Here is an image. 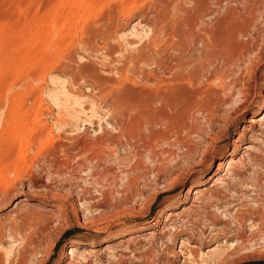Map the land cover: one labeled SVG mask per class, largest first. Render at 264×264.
<instances>
[{
  "label": "rangeland",
  "instance_id": "rangeland-1",
  "mask_svg": "<svg viewBox=\"0 0 264 264\" xmlns=\"http://www.w3.org/2000/svg\"><path fill=\"white\" fill-rule=\"evenodd\" d=\"M263 116L264 0H0V264H264Z\"/></svg>",
  "mask_w": 264,
  "mask_h": 264
},
{
  "label": "bare ground",
  "instance_id": "bare-ground-1",
  "mask_svg": "<svg viewBox=\"0 0 264 264\" xmlns=\"http://www.w3.org/2000/svg\"><path fill=\"white\" fill-rule=\"evenodd\" d=\"M209 40H210V39H209ZM210 43H211V42H210ZM261 120L264 121V116L262 117ZM247 121L250 122V123H255V120H254L253 117L248 118ZM222 164H223V163H222L221 161L217 164L218 169H219V167L222 166ZM201 191H202V188H197V187H195V188H191V187H188L187 190H186V193H189V194H192L193 196H196V195H198ZM193 198H194V197H193ZM24 200H25V199H19V202L24 201ZM16 205H17V203H14L13 207L11 208V210L14 209V208L16 207ZM193 208H194V207H193ZM184 243H186L185 240H184ZM234 246H235V245H234ZM218 247H219L218 245L215 246L214 248L210 249L209 252H213V253H214L215 251L218 250ZM69 251H70V252H73L74 250H73V248L71 247ZM69 251H68V252H69ZM186 257H187V256H186Z\"/></svg>",
  "mask_w": 264,
  "mask_h": 264
}]
</instances>
